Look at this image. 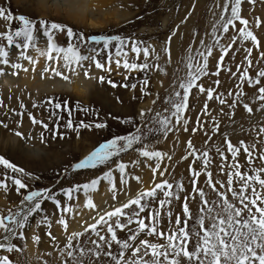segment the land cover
<instances>
[{"label":"snow or ice","instance_id":"snow-or-ice-1","mask_svg":"<svg viewBox=\"0 0 264 264\" xmlns=\"http://www.w3.org/2000/svg\"><path fill=\"white\" fill-rule=\"evenodd\" d=\"M242 2L243 0H223L222 4L214 3V22L208 34L210 42L206 43L204 39H200V46L194 47L195 35H198L194 34L193 42L185 49L182 61L186 69L185 75L179 78L178 85H174V90L165 98L164 103L168 107L163 112L156 111L149 117L147 112L141 110L138 113L141 118L139 124L132 117H112L123 125H131L134 130L127 134H113L75 163L72 169L79 171L107 165L108 170L102 175L68 187L58 188L57 184H52L32 189L25 182V178L39 180L40 177L26 172L0 155V166L13 174L9 176L5 172L4 179L0 180V189L5 193L14 189L21 196L18 204L0 209V264H15L10 254L21 252L22 248L13 241L25 239V229L31 227L36 215L45 212L42 207L45 202H51L58 210L55 223L66 233V243L63 248L58 249L60 264H264V126H254L248 130L255 133L256 139L253 142L240 139L233 143L229 133L220 132V119L213 115L208 103L215 99L220 105H226L229 111L225 113L221 107L219 115H226L230 121L238 106L252 114L253 107L243 100L247 95L243 91V85L246 83L255 89L254 102H259L257 110L264 111V67H258L255 76L250 75L249 71L254 67L253 49L259 50L261 41L252 31L249 20L241 15ZM249 2L255 4L257 0ZM0 19L9 22L7 30L0 32V77L7 74L18 77L21 71L28 72L29 69L20 61L32 64L34 72L38 61L28 55L29 50L38 52L49 62L42 76L47 74L64 81H70L71 76L78 77L81 74L91 78L90 70L93 67L111 73L113 64L116 69L123 68L128 74L156 70L167 75L166 69L160 64L161 57L156 48L143 41L118 34L86 35L84 31L74 30L63 22L22 14L13 16L5 7H0ZM13 20L18 21L15 29L11 28ZM237 22L242 27L237 28ZM262 23L264 21L257 18L255 26L260 27ZM230 28L234 34L229 37L228 43H224V37ZM177 30L178 27L167 37L162 49L168 63L171 62V44ZM57 33L66 36V46L57 42ZM41 35L46 38L45 49L39 47ZM237 41L246 53L244 61L247 67L237 64L236 71L233 72L226 64L225 58ZM249 41L252 47H245V42ZM13 47L20 50L16 62H13L9 55ZM217 49L220 54L216 70L211 71L209 58ZM260 61H264V51H259L256 64ZM6 69H11V72L7 73ZM221 71L231 73L239 80L237 91L227 93L228 96L234 97L231 103L224 98V93H217L212 87L205 88L201 82L209 75L219 77ZM97 79L100 83L107 82L112 87L118 86L111 79L106 81L105 76H99ZM149 81L150 78L146 75L139 82L142 96L151 95L148 90ZM220 83L219 79L214 81L217 87ZM123 87L135 90L137 84H124ZM193 89L197 91V98L199 95H205L206 99L194 122L192 132L203 131L208 137L206 144L211 141L212 136L219 134L223 143L214 146L216 156L219 157V163L216 164L217 174L214 176L211 170L214 163L211 150L207 147L197 149L191 140L187 141V152L182 160H188L190 157L192 159L188 167L190 188H186L183 180L173 183L165 178L168 166L164 165V162H170L173 157L151 148L145 143V137L154 131L164 138L181 129L188 132L190 119L186 113L190 111L189 100ZM158 100L157 94L152 104L156 105ZM43 103L48 105L53 116L59 115L58 110L66 111L69 117L72 116L66 98L48 97ZM40 106L42 105L35 103L32 105ZM0 107H4L2 98ZM20 107H26L22 101ZM76 108L86 115L90 112V109L82 107L79 103ZM91 112L94 116L98 115L94 110ZM17 115L22 116L23 113ZM29 115L33 124L48 128V124ZM202 117H208L209 120ZM148 119H151V126L146 123ZM206 125H210L212 135L205 130ZM3 126L7 127L6 124ZM64 126L76 132L80 129L109 128L107 121L103 120L92 123L81 120L74 125L72 119H68ZM145 127L147 131L144 130ZM54 131L59 134V124ZM15 134L22 136L20 132ZM41 138L43 139V133ZM129 150H134L139 157L145 158L147 167L153 174L152 186L140 190L125 202L112 206L110 210L101 212L89 193L96 191L102 181L111 186L113 200H116L120 191L117 188V174L124 187H127L130 179L142 182L140 176L131 175L128 171L129 165L123 162L122 154L128 153ZM241 153L245 155L243 164L239 160ZM197 162L199 169L195 167ZM139 164L140 161L136 160L133 166ZM157 174L161 177L159 181L155 179ZM201 176L204 177L203 186ZM80 193L87 197V208L96 210L97 215L93 217L94 222L83 232L74 231L67 234V217L75 215L76 206L73 202L78 200ZM174 201L179 202L181 206L179 212L174 211ZM192 203L196 204L195 212L192 210ZM35 224L36 227L46 226L51 229L53 221L48 214H43ZM122 232L125 234L123 237L119 235ZM47 234L54 242L57 240L51 231ZM85 237L87 239H84ZM34 240L39 243L40 237L34 236Z\"/></svg>","mask_w":264,"mask_h":264},{"label":"rangeland","instance_id":"rangeland-1","mask_svg":"<svg viewBox=\"0 0 264 264\" xmlns=\"http://www.w3.org/2000/svg\"><path fill=\"white\" fill-rule=\"evenodd\" d=\"M101 1L99 0L97 4L95 0H0V7L9 9L13 16L22 14L32 18L63 22L72 26L74 30L84 31L86 35L118 34L122 37H131L143 41L145 44L156 48L161 57L160 64L167 71V75L156 70L148 73L134 72L128 74L123 68L116 69L113 64L111 73H105L93 67L90 70L91 78L81 74L78 77L71 76L70 81H64L60 78L50 77L47 74L42 76L43 70L49 62L38 52L29 50L28 55L33 56L38 61L34 72L32 71V64L27 61H20L29 69L28 72L21 71L18 77L10 74L0 77V98L4 101V107H0V122H2L0 123V155L9 159L18 167L25 169L26 172L40 177L39 180L25 178V182L32 189L44 188L52 184H57L58 188L68 187L88 182L107 171V165L79 171H73L72 169L75 163L90 154L100 143L111 138L113 134H127L129 131L134 130L131 125H123L112 119V117H120L121 119L132 117L139 124L141 118L138 113L141 110L147 112L148 116L151 117L156 111L163 112L168 107L164 103L165 98L174 90V85H178L179 78L185 75L186 69L182 62L185 49L193 42L194 34H198L195 35L194 47L200 46V39H204L206 43L210 42L208 34L211 32L214 22L212 9L214 3H223V0H110V2L104 0L106 3L102 1L105 4ZM72 10H76L78 13L82 12V14L76 16V12H72ZM241 15L249 20L252 31L261 41V48L259 50L254 48L252 52L254 67L249 71L250 75L255 76L257 68L264 67V61H260L258 65L256 64L259 51H264V23L260 27L255 26L257 18L264 21V0H257L255 4L250 3L249 0H243ZM80 16L84 17L82 22H80ZM88 19L101 20L98 23L103 24L102 28H90ZM8 25L9 22L0 19V32L6 31ZM17 26L18 21L13 20L11 28L15 29ZM177 27L178 30L171 44V62L168 63L162 49L167 37ZM239 27H242V25L237 22V28ZM233 34V30L230 28L223 42L228 43L229 37ZM45 40L46 38L41 35L39 40L41 49L46 47ZM56 40L62 46H66L68 42L66 36L60 33L56 34ZM239 44L240 42L237 41V44L233 46V50L225 58L226 64L233 72L236 71L237 64H243L244 67H247L244 61L246 53L243 48L239 47ZM244 46L252 47V44L249 41L245 42ZM19 52L20 50L15 47L10 50L9 55L13 62H16L19 58ZM219 54L217 49L213 56L209 58L211 71L216 70ZM6 72L10 73L11 69H6ZM146 75L150 78L148 90L151 95L142 96L139 82ZM99 76H105L106 81L111 79L118 86L112 87L107 82H98L97 77ZM217 79L221 82L218 87L214 84ZM201 82L205 88L212 87L216 89L217 93H224V98L228 100V103H231L234 97L228 96L227 93L237 91L236 85L239 80L231 73L221 71L219 77L209 75ZM59 83H61L60 86ZM132 83L137 84L135 90L123 87L124 84L130 85ZM243 91L247 94L243 97L244 102L250 103L254 111L249 114L242 106H238L231 121L226 115H219L221 107L224 108L225 113L229 111L226 105H220L215 99L208 102L213 115L218 116L220 119V132L229 133L233 143L240 139L249 143L253 142L256 139L255 133L248 130L254 126H264V111L257 110L259 102H254L255 89L245 83ZM157 94L159 100L156 105H153L152 100L157 97ZM48 97L68 99L72 116L69 117L66 111L59 110V115H51V109L43 103ZM205 99V95H199L197 98V91L193 89V95L189 100L190 111L186 113L190 119L188 132L181 129L178 132L170 133L167 138H164L159 132L154 131L148 133L145 137V143L151 148L168 153L173 157L170 162L167 160L164 162V165L168 166V173L165 178L173 183L183 180L186 188H190L188 185V167L192 158L182 160V157L187 152V141L189 140L197 149L207 147L211 150V156L214 160L211 170L214 176L217 174L216 164L219 163V157L216 156L214 146L222 145L221 136L219 134L212 136L211 141L206 144L208 137L204 135L203 131L192 132L194 122ZM21 101L26 106L25 108L20 107ZM33 103L42 106L32 107ZM77 103L90 109L89 114L86 115L83 111L77 110ZM149 109L153 111L148 112ZM91 110H94L98 115H92ZM17 113H23V115H17ZM29 114L48 124V128L45 129L41 124H33ZM68 119H72L74 125H77L81 120L85 123L101 122L103 120L107 121L109 128L102 130L95 128L80 129L79 132H76L64 126ZM202 119L209 120L208 117H202ZM146 123L151 126V119H148ZM4 124L7 127H4ZM57 124H59V134L54 131ZM144 130L147 131V128L145 127ZM205 130L208 131L209 135H212L210 125H206ZM17 132L22 133V136H17L15 134ZM41 133H43V139ZM122 159L123 162L129 165L128 171L131 175L140 176L142 182L130 179L127 187H124L119 182L117 174V188L120 191L116 200H113L110 191L111 186L106 181H102L98 189L91 192L92 195L89 193L98 210L103 206L111 208L123 199L134 196L140 190L149 189L152 186L154 178L151 170L147 167L145 158L139 157L136 151L129 150L128 153L122 154ZM136 160H139L140 164L134 167L133 163ZM239 160L241 164L245 162L243 153H241ZM195 167L199 169V162ZM5 172L9 176L13 175L10 170H5L3 166H0V180L4 179ZM155 179L159 181L161 177L157 174ZM203 180L204 177L201 176V186H203ZM21 191L24 192L25 190ZM104 191L107 193L106 199L97 195L104 193ZM78 197V200L73 202L76 206L75 215L67 217L69 221L67 234L74 231L83 232L88 226L82 228L83 223L88 221L89 218L92 220L97 215V211L92 209L78 214L77 205H82L87 200L83 193L78 194ZM20 199L21 196L14 189L8 193L0 189V209L16 205ZM99 202L101 203L99 204ZM42 207L45 212L36 215L31 227L25 229V239H15L13 241L22 248L21 252L10 254V258L15 261V264H60L61 258L58 249L63 248L66 243V233L58 223H55L58 215L55 206L51 202H45ZM180 207L179 202L174 201V211L179 212ZM191 207L195 212L196 204L192 203ZM43 214H48L52 219L51 229L46 226L36 227L35 221L40 220ZM75 219L77 220L75 221ZM166 224L167 221L165 220L164 225L166 226ZM49 231H51L52 236L57 238L55 242L48 236ZM119 235L123 237L125 234L122 232ZM34 236L40 237L39 243L34 240ZM84 239H87V237ZM29 244H31L34 252H31Z\"/></svg>","mask_w":264,"mask_h":264},{"label":"bare ground","instance_id":"bare-ground-1","mask_svg":"<svg viewBox=\"0 0 264 264\" xmlns=\"http://www.w3.org/2000/svg\"><path fill=\"white\" fill-rule=\"evenodd\" d=\"M99 0H95V3H97ZM102 1H104V0H102ZM101 1V2H102ZM106 1H109L110 2V0H106ZM105 2V1H104ZM104 2H102V3H104ZM108 2V3H109ZM106 3V2H105ZM104 3V4H105ZM98 4V3H97ZM106 7V6H105ZM104 7V8H105ZM109 7V6H108ZM104 10H106V9H104ZM72 12H76V10H72ZM78 14H82V12H80V13H78V12H76V16H78ZM106 15V14H105ZM84 20V17L83 16H80V22H82ZM89 20V27L90 28H92V29H99L101 26H103V24L101 25L100 23H98V21H101V20H98V21H95L94 19H88ZM102 28V27H101ZM226 83H228V82H226ZM230 83V82H229ZM59 86L61 85V83H59L58 84ZM57 85V86H58ZM62 85H63V83H62ZM56 89H57V87H56ZM75 89V88H74ZM55 90V89H54ZM58 90H59V88H58ZM9 92V91H8ZM242 111V110H241ZM240 113H243V112H240ZM235 122V121H234ZM94 193H96V192H94ZM93 193H91V195H92ZM97 194V193H96ZM100 198H101V196L102 197H104V199H106V197H107V193L104 191V193H102V194H97ZM130 197H132V196H129V197H127V198H125V199H123L122 201H120V202H118V203H116V204H114V205H118V204H120V203H123V202H125V200H127V199H129ZM103 199V200H104ZM101 202H99V204H100ZM78 206V214H82L84 211H86V210H89V208H87V206H86V201L82 204V205H77ZM86 206V207H85ZM111 207V206H110ZM110 208H108V206H103V207H101V208H99V211H101V212H103V211H107V210H109ZM90 211V210H89ZM91 213V212H90ZM92 215V214H91ZM95 215V214H94ZM80 219H81V217H80ZM83 219V218H82ZM77 219H75V221H76ZM93 219L92 220H90V218H89V220L88 221H86L85 223H83L84 225L82 226V228L83 227H85V226H87V225H89V224H91V223H93ZM81 229V228H80ZM29 246V248L31 249V252H34V249H32V247H31V244H29L28 245ZM29 249V250H30Z\"/></svg>","mask_w":264,"mask_h":264}]
</instances>
